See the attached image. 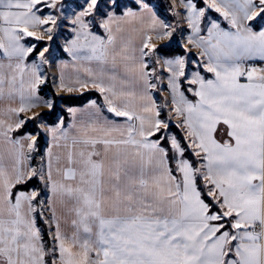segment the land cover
<instances>
[{"label": "snow or ice", "instance_id": "snow-or-ice-1", "mask_svg": "<svg viewBox=\"0 0 264 264\" xmlns=\"http://www.w3.org/2000/svg\"><path fill=\"white\" fill-rule=\"evenodd\" d=\"M0 264H264V0H0Z\"/></svg>", "mask_w": 264, "mask_h": 264}]
</instances>
